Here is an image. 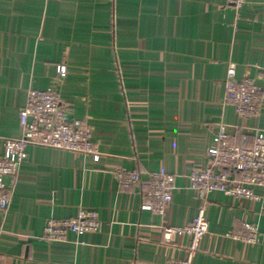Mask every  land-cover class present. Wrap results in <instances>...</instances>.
I'll use <instances>...</instances> for the list:
<instances>
[{"label":"crops","instance_id":"0c3cea01","mask_svg":"<svg viewBox=\"0 0 264 264\" xmlns=\"http://www.w3.org/2000/svg\"><path fill=\"white\" fill-rule=\"evenodd\" d=\"M235 80L264 86V0H0V155L22 133L28 89L58 88L70 116L86 119L101 153L31 144L0 223V264H167L184 256L188 237L169 244L166 225L191 222L204 205L209 230L194 264H264V191L259 202L211 192L202 200L190 175L207 163L219 124L230 133L264 130L259 116L227 100ZM66 67L65 73L59 69ZM176 174L164 216L141 208L144 185L123 190L116 169L144 178ZM96 209L100 227L44 236L48 218ZM244 220L259 242L231 237Z\"/></svg>","mask_w":264,"mask_h":264},{"label":"built area","instance_id":"2783aa9c","mask_svg":"<svg viewBox=\"0 0 264 264\" xmlns=\"http://www.w3.org/2000/svg\"><path fill=\"white\" fill-rule=\"evenodd\" d=\"M241 8L246 0H229ZM65 73L66 67L59 69ZM236 66L231 64L225 81L226 98L232 102L241 116H259L264 107V86L254 78L244 77L235 80ZM21 136L9 139L5 151L0 155V223L7 216L12 200L13 188L6 177L16 179L28 158L31 144L51 146L69 152L91 155L99 160L101 153L93 139L89 122L80 117L70 116L63 101L61 91L56 87L28 89L27 99L20 109ZM230 133L228 125L221 122L211 138L206 155L207 163L190 175L191 187L199 198L205 200L211 192H221L241 200L259 202L264 191V130ZM114 174L123 190L135 185H144L141 208L161 216L166 215L168 206L173 202L177 184L176 174L165 167L151 172L144 178L139 171L116 169ZM98 210L80 208L69 218H48L44 226V236L49 240L64 241L69 232L82 234L94 232L100 227ZM209 230V220L204 205H200L193 220L181 226L166 225L163 239L175 244L182 237L189 238L183 257L167 264H194L201 238ZM235 240H245L251 244L259 242V224L244 220L230 233Z\"/></svg>","mask_w":264,"mask_h":264}]
</instances>
